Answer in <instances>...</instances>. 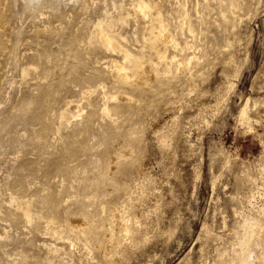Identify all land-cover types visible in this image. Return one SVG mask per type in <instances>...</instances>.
I'll list each match as a JSON object with an SVG mask.
<instances>
[{"label":"rangeland","instance_id":"rangeland-1","mask_svg":"<svg viewBox=\"0 0 264 264\" xmlns=\"http://www.w3.org/2000/svg\"><path fill=\"white\" fill-rule=\"evenodd\" d=\"M35 1L0 0V264H238L264 216V0Z\"/></svg>","mask_w":264,"mask_h":264},{"label":"bare ground","instance_id":"bare-ground-1","mask_svg":"<svg viewBox=\"0 0 264 264\" xmlns=\"http://www.w3.org/2000/svg\"><path fill=\"white\" fill-rule=\"evenodd\" d=\"M32 2L34 1V0H31ZM37 1V0H36ZM35 1V2H36ZM52 1V0H51ZM53 1H55V0H53ZM52 1V2H53ZM142 1V0H141ZM208 1V0H207ZM29 2H30V0H29ZM143 2H145V1H143ZM147 2V1H146ZM31 3V2H30ZM47 3H48V1H47ZM50 3V2H49ZM139 3V2H138ZM148 3V2H147ZM32 4V3H31ZM35 4V3H34ZM37 4V7H38V4L39 3H36ZM35 4V5H36ZM49 5V4H48ZM53 5V4H52ZM140 5V4H139ZM146 5V4H145ZM44 6H45V4H44ZM44 6H42V7H44ZM133 6H134V3H133ZM138 6V5H137ZM146 6H148V5H146ZM53 7H54V5H53ZM34 8H36V7H34ZM135 8V7H134ZM137 8V7H136ZM140 8H141V10H143V8L145 9H147V7H144V6H142V5H140ZM34 10H36V9H34ZM144 14V13H143ZM147 14V13H146ZM106 15V14H105ZM108 15V14H107ZM159 15V14H158ZM157 16V15H156ZM188 16V15H187ZM147 17V16H146ZM148 18V17H147ZM162 18V17H161ZM104 19V18H103ZM159 21V20H158ZM98 22H100V21H98ZM101 22H103L102 20H101ZM107 23H108V21H107ZM154 23V22H153ZM156 23V22H155ZM163 23V22H162ZM101 24V23H100ZM98 25V24H97ZM97 25H95L94 27H96ZM102 25V24H101ZM110 25V24H109ZM160 25H162V24H160ZM108 26V25H107ZM154 27V26H153ZM152 27V28H153ZM163 27V26H162ZM98 28H99V26H98ZM154 28H156V27H154ZM159 28V27H158ZM103 29V28H102ZM162 29V28H161ZM165 29V28H164ZM152 30V29H151ZM156 30V29H155ZM158 30V29H157ZM166 30H168V28L166 27ZM191 30V29H190ZM102 32H103V30H101ZM153 31H154V29H153ZM152 31V32H153ZM191 32V31H190ZM102 34V33H101ZM100 34V35H101ZM154 34V33H153ZM90 35H91V33H90ZM162 35V34H161ZM102 36V35H101ZM159 36V35H158ZM165 36V35H164ZM163 37V36H162ZM173 39V38H172ZM171 39V40H172ZM89 40V39H88ZM106 40H107V42H108V44H109V46L110 47H112V48H114V49H118V50H121V52H123V53H125L126 54V56H127V58L130 56V54L128 53V51H130V50H125L124 48H122L118 43H117V41H115L114 40V38L112 39H110V38H107L106 37ZM174 40V39H173ZM45 41V40H44ZM149 41H151V39L149 40ZM155 41H156V39H155ZM166 41V40H165ZM167 42V41H166ZM153 43V42H152ZM169 43V42H168ZM173 43V42H172ZM179 43V42H178ZM165 44V43H164ZM171 44V43H170ZM175 44H176V41H175ZM180 46V45H179ZM178 46V47H179ZM175 47H176V45H175ZM155 49V48H154ZM180 50H181V48H180ZM103 51H104V49H103ZM109 51V50H108ZM154 51V50H153ZM105 52V51H104ZM155 52V51H154ZM23 53V52H22ZM105 53H107V52H105ZM112 53V52H111ZM131 53V52H130ZM110 54V53H109ZM120 55V54H119ZM132 55V54H131ZM160 55V54H159ZM134 56V55H133ZM161 56V55H160ZM162 56H164V54L162 55ZM132 57V56H131ZM136 58V57H135ZM165 58V57H164ZM191 58V57H190ZM193 59H194V57H192ZM191 58V59H192ZM105 59V58H104ZM122 59V58H121ZM174 59V58H173ZM176 59V58H175ZM192 59V60H193ZM188 60H190V59H188ZM111 61H112V58H111ZM115 61V60H114ZM119 61V60H118ZM122 61H124V58L121 60V61H119V62H122ZM176 61V60H175ZM177 61H178V59H177ZM188 62H190V61H188ZM192 62V61H191ZM109 63V62H108ZM125 63V62H124ZM137 63V62H136ZM139 63V62H138ZM143 63H145V62H142V64ZM119 64V63H118ZM126 64V63H125ZM130 64H131V62H130ZM135 64V63H134ZM183 64V63H182ZM189 64V63H188ZM107 65H109L110 66V64H107ZM120 65V64H119ZM115 65L118 69H121L122 71L126 68H124L123 67V64H122V66L120 65ZM133 65V64H132ZM184 65V64H183ZM190 65V64H189ZM25 66H27V65H24V67ZM32 65H30V67H31ZM108 66V67H109ZM115 66H113V67H115ZM128 66V65H127ZM179 66H180V64H179ZM103 67V66H102ZM107 67V68H108ZM112 67V66H111ZM115 67V68H116ZM142 67V66H141ZM151 67V66H150ZM149 66H144L143 67V69H144V72L147 74V75H150L149 76V78L151 77H153L154 75H152V73H151V69L149 70V68H150ZM184 67V66H183ZM188 67V66H187ZM23 68V67H22ZM32 68V67H31ZM115 68H113L114 70H116ZM158 68V67H157ZM104 68H101V70H103ZM127 69V68H126ZM126 69L123 71V72H125L126 71ZM140 69V68H139ZM178 69H179V67H178ZM31 70H33V69H31ZM29 68L27 69V68H25L23 71H24V74L25 75H27L28 73H29V71H31ZM110 70H112L111 68H110ZM137 70H138V68H137ZM180 70V69H179ZM121 71V72H122ZM32 73H30L32 76H33V71H31ZM35 72H36V70H35ZM34 72V73H35ZM140 72V71H139ZM156 72V71H155ZM115 73V72H114ZM158 73V72H157ZM111 74H113L112 72H111ZM21 75H22V73H21ZM35 75V74H34ZM114 75V74H113ZM31 76V77H32ZM111 76V75H110ZM28 77H29V75H28ZM147 77V76H146ZM155 77V76H154ZM153 77V78H154ZM23 78H24V76H23ZM123 78H124V80H128V81H130V79L132 80L133 78H138L136 75H132L131 73H125V75H123ZM150 78V79H151ZM152 78V79H153ZM25 79V78H24ZM31 79V78H30ZM45 79V78H44ZM23 80V79H22ZM33 80V79H32ZM36 80V79H35ZM154 80V79H153ZM27 81V80H26ZM137 81V80H136ZM149 81H152V80H149ZM137 82H139V81H137ZM140 83V82H139ZM142 83V82H141ZM28 84V83H27ZM103 85V84H102ZM100 86V85H99ZM104 86H106V83H105V85ZM104 86H103V88H104ZM75 88H77V87H75ZM148 88V87H147ZM91 89H93V88H91ZM100 90H101V87L99 88ZM98 89V90H99ZM106 89V88H105ZM86 90V89H85ZM94 90H95V88H94ZM93 90V91H94ZM104 90V89H103ZM36 91V90H35ZM105 91V90H104ZM85 92V91H84ZM88 92V91H87ZM96 92V91H95ZM115 92V91H114ZM116 92H117V89H116ZM105 94H108V93H106V91L104 92ZM119 93V92H118ZM118 93H117V95H118ZM115 94V93H114ZM84 95V94H83ZM89 95V94H88ZM87 95V96H88ZM123 95V94H122ZM85 96V95H84ZM87 96H85V97H87ZM103 96H106V95H103ZM112 96H114V95H112ZM116 96V95H115ZM85 97H82V98H85ZM117 97V96H116ZM119 97V96H118ZM100 98V97H99ZM112 98V97H111ZM86 99V98H85ZM85 99H83V100H85ZM104 99H106V98H104ZM112 99H114V98H112ZM81 100V99H80ZM83 100H82V102H83ZM109 100H111V99H109ZM131 100H132V98H131ZM89 101V100H88ZM81 102L80 101H77V100H71V101H69L68 102V107L67 108H65V110H63L62 111V113H61V120L59 121L60 122V124L57 126V129H58V135H60L61 133V131L63 130L64 131V129L66 128H68V126H69V121H71L70 120V118H81L82 116H83V109H82V107H81V104H80ZM89 103V102H88ZM75 104H77V110L76 111H74V112H71L70 111V108H71V105H72V107H73V105H75ZM90 104V103H89ZM113 105V104H112ZM91 106V105H90ZM117 105H114V110H113V112L116 110L115 109V107H116ZM111 107V106H110ZM113 107V106H112ZM107 109H109V106H108V108ZM75 110V109H74ZM55 111V110H54ZM84 112H85V110H84ZM103 112V111H102ZM102 112H101V114H102ZM107 112H108V110H107ZM103 113H105V112H103ZM100 114V115H101ZM115 114V113H114ZM247 115V106H244V108L242 109V111H241V117L243 118L244 116H246ZM104 116H102V118H103ZM106 117V116H105ZM114 117V116H113ZM117 117V116H116ZM249 117V116H248ZM58 118H59V116H58ZM104 119V118H103ZM248 119V118H247ZM244 120V119H243ZM107 122H109V121H107ZM112 123V122H111ZM68 125V126H67ZM81 125V124H80ZM59 127V128H58ZM71 128V127H70ZM65 129V130H66ZM55 140V139H54ZM125 152V151H124ZM124 152H123V154H124ZM126 154V153H125ZM121 156H123V155H121ZM125 156V155H124ZM111 164V163H110ZM11 195V194H10ZM60 195V194H59ZM13 196V195H12ZM16 196V195H15ZM10 197V196H9ZM29 198V197H28ZM27 199V198H26ZM33 199V198H32ZM33 201H34V199H33ZM70 201V200H69ZM12 204H14L15 206H16V208L18 209V210H20L21 212H22V214H23V216H24V218L28 221V224L29 225H31V222H32V220L34 219V214H36V213H34L33 214V207H32V205H31V203H33V202H31V200H20L19 198H17V197H12L11 198V201H10ZM6 203V202H5ZM11 204V205H12ZM40 204V203H39ZM10 205V203H9V205L8 206H11ZM13 205V206H14ZM66 205V204H65ZM8 206H6V208L8 207ZM14 206V207H15ZM11 208V207H10ZM10 208H8L7 210L9 211V209ZM117 209V208H116ZM115 209V210H116ZM12 210V209H11ZM14 210V209H13ZM105 210V209H104ZM118 210V209H117ZM16 212V211H15ZM65 212H66V210H65ZM115 212V211H114ZM104 213V212H103ZM39 215H40V213H39ZM102 215V214H101ZM115 215H117L116 213H115ZM120 215V214H119ZM260 216H261V214H260ZM41 217H43V216H41ZM76 217V216H75ZM75 217H74V219H75ZM118 217V216H117ZM254 217V216H253ZM256 217H258V218H255V219H253V220H247V219H250V217H246L247 219H246V221H245V225H243V226H245V234H243V237L241 238V241H240V251L238 252V253H236L235 255V258H234V260H236L237 262H238V264H264V216H262V217H259V215L258 216H256ZM24 218H21L22 220L24 219ZM251 218H252V216H251ZM36 219V218H35ZM38 219H39V216H38ZM40 219H42V218H40ZM53 219V218H52ZM77 219V218H76ZM123 219V218H122ZM51 220V219H50ZM79 220V219H78ZM120 220V219H119ZM54 221H55V219H54ZM50 222V221H49ZM51 222H52V220H51ZM77 221H71V223H70V225L71 226H75V223H76ZM85 222V221H84ZM119 222V221H118ZM53 224H54V222H52ZM51 223V224H52ZM80 223H82V222H79V224ZM46 224H47V222H46ZM82 224H84V223H82ZM117 224V223H116ZM48 225V224H47ZM77 225V224H76ZM87 224H85V226H86ZM120 225H124V222H123V224H121V222H120ZM27 226V225H26ZM38 226V225H37ZM78 226H80L81 227V225H78ZM33 227V226H32ZM63 227V226H62ZM65 227H66V225H65ZM39 228H40V226H39ZM78 228V227H77ZM38 229V228H37ZM60 229V228H59ZM59 229H58V231H59ZM84 229V228H83ZM118 229V228H117ZM126 229V228H125ZM52 230V229H51ZM123 230V229H122ZM36 231V230H35ZM34 230H33V232H35ZM39 231H41V230H39ZM63 231H64V229H63ZM72 231V230H71ZM70 231V232H71ZM127 231H129V230H127ZM126 231V232H127ZM38 232V231H37ZM43 232V231H42ZM47 232V231H46ZM59 232H61V231H59ZM66 232V231H65ZM69 232V233H70ZM39 233V232H38ZM63 233V232H62ZM61 233V234H62ZM68 233V234H69ZM73 233V232H72ZM116 233V232H115ZM5 234L7 235V231H5ZM34 234H37V233H34ZM59 234V233H58ZM57 234V235H58ZM64 234V233H63ZM67 233L65 234V236L66 235H68ZM5 235V236H6ZM38 235V234H37ZM41 235H42V233H41ZM56 235V234H55ZM56 235V236H57ZM110 235V234H109ZM4 236V235H3ZM59 236V235H58ZM7 237V236H6ZM68 237V236H67ZM77 237V236H76ZM2 238V237H1ZM62 238H63V236H62ZM66 238V237H65ZM111 243H113V242H111ZM111 245V244H110ZM113 245V244H112ZM55 251H58V249L56 248V249H54ZM54 252V251H53ZM24 258V257H23Z\"/></svg>","mask_w":264,"mask_h":264}]
</instances>
